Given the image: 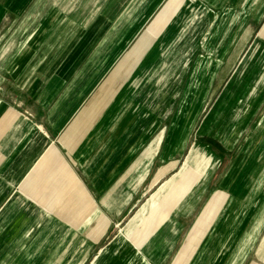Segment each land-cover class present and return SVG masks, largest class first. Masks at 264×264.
Returning <instances> with one entry per match:
<instances>
[{"label": "crops", "instance_id": "1", "mask_svg": "<svg viewBox=\"0 0 264 264\" xmlns=\"http://www.w3.org/2000/svg\"><path fill=\"white\" fill-rule=\"evenodd\" d=\"M263 63L264 0H0V264H264Z\"/></svg>", "mask_w": 264, "mask_h": 264}, {"label": "rangeland", "instance_id": "2", "mask_svg": "<svg viewBox=\"0 0 264 264\" xmlns=\"http://www.w3.org/2000/svg\"><path fill=\"white\" fill-rule=\"evenodd\" d=\"M196 14H198L197 12H196ZM238 27L239 26H235V27H233L232 29H230V32L228 33V36H227V41L226 42H224L222 45V49L224 50V49H227V51L228 52H230V50L231 49H235L236 48V44H234L233 42H231V37L234 35V33H235V31L238 29ZM186 28H187V30L188 31H191L192 32V29L193 30H195V28L197 29V28H200V30H202V27H200V26H197L196 24H193V23H191V25H189V26H187V25H183V27H182V29H183V32H185V33H187V30H186ZM199 30V31H200ZM196 31V30H195ZM138 40L139 39H137L136 41H134V43H132V45L130 46V50L128 51V52H130L133 48H134V46L136 45V43L138 42ZM195 44H197V45H199V47H200V49L199 50H197L196 51V54H195V56H194V58H193V62L196 60V58L198 57V55L200 54V53H203L204 51H203V42L202 41H196V43ZM206 45H205V47L207 48V49H214V48H216V46H217V43H215V42H208V43H205ZM209 44V45H208ZM252 42H249V43H247V45L245 46V48H244V50H243V52H242V55H241V57L239 58V60L237 61V63H236V65L233 67V69H232V71H231V73H230V75H229V77L227 78V83L228 82H230V80H231V78H232V76L234 75V71L238 68V67H240V66H242L243 64V61H244V58H245V55H246V53H247V51L249 50V48L252 46ZM230 54V53H229ZM134 58H132L130 61L128 60V66L129 65H131L134 61H137L138 60V58L136 59V60H133ZM228 59L229 58H227V59H223V60H226L227 62H228ZM124 60V59H123ZM198 60V59H197ZM196 60V61H197ZM217 58L213 61V65L215 64L216 65V63H217ZM121 63H122V61H121ZM120 63V64H121ZM119 64V65H120ZM249 64V63H248ZM118 65V66H119ZM263 65H264V63H263ZM250 67V66H249ZM248 67V69L246 70V71H244V72H242V74H241V79H240V83H241V85H247L246 87H247V93L249 94V92H250V88H251V85H253L254 84V82L256 81V79L255 78H257L258 76H257V74L256 73H254L253 75H252V73L250 72V68ZM206 68H199L198 69V73H196V78L194 77V81L193 82H191L190 83V81H189V83H188V85H187V88H186V90L184 91V94H183V98H184V100H183V105L181 106V109H180V111H179V118H181L182 116H184L185 114H187L188 112H191V114L194 112V115L196 116V122H195V130L197 129V127H198V125L200 124V122L202 121V119L205 117V115L206 114H208V113H210L211 112V109L212 108H214L215 107V104H216V100L218 99V97L220 96V93H221V91H217L215 94H214V91L213 90H207V88H205V89H200L201 88V86L202 85H204L205 84V82H204V80H207V82H206V87L208 86L207 85V83H209V81H210V76L211 75H209V74H207V75H205L204 76V74H203V70H205ZM255 70V69H254ZM263 72V73H262ZM205 73V72H204ZM233 73V74H232ZM261 73L264 75V66H263V68L260 70V75H261ZM262 75V76H263ZM205 78V79H204ZM252 82H253V84H252ZM226 83V84H227ZM226 86V85H225ZM225 86H224V88H225ZM231 92L232 91H230V92H227L224 96H227V97H234L235 95H234V91H233V93L231 94ZM241 92V90L239 91V93ZM245 92V91H244ZM242 94H240L239 96H241ZM192 99H194V101L196 102H204L203 103V105H198V104H195V106H188V104L189 103H191V100ZM196 102V103H197ZM218 109V111H219V108H217ZM222 112H224V109H223V111ZM174 140V139H173ZM196 140H199L198 138H196ZM201 140V139H200ZM215 150H218V149H215ZM220 151V150H219ZM221 152V151H220ZM185 153H186V150H185ZM200 165L198 166V168H196L197 170H195L194 171V179H196L197 178V176L201 173L200 171ZM197 176H196V175ZM140 204L141 203H139L138 205H137V207L134 209V211H132V214L133 213H135L136 211H137V209L139 208V206H140ZM139 212V211H138ZM144 216H142V217H140V219L141 218H143ZM140 219L138 218V217H136V219L134 220V222H127L126 223V229H128V228H130L131 226H135L136 225V227H138V228H140V229H138V228H136V229H138V230H140V232L138 231L137 233H133V235H131L132 236V239H137L139 236H141V235H143V233L145 232V227H142V226H140ZM140 226V227H139ZM118 231H119V229H118ZM116 235V233H114V234H111V235H109V237L106 239V241H110V240H112V238H114V236Z\"/></svg>", "mask_w": 264, "mask_h": 264}, {"label": "bare ground", "instance_id": "3", "mask_svg": "<svg viewBox=\"0 0 264 264\" xmlns=\"http://www.w3.org/2000/svg\"><path fill=\"white\" fill-rule=\"evenodd\" d=\"M200 165V164H199ZM195 170H197L196 168H195ZM196 175V174H195ZM197 176V175H196Z\"/></svg>", "mask_w": 264, "mask_h": 264}]
</instances>
